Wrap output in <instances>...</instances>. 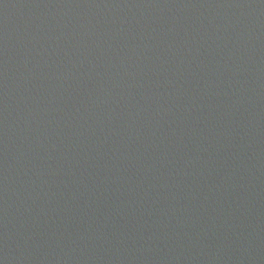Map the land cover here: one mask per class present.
I'll use <instances>...</instances> for the list:
<instances>
[{
	"label": "water",
	"instance_id": "1",
	"mask_svg": "<svg viewBox=\"0 0 264 264\" xmlns=\"http://www.w3.org/2000/svg\"><path fill=\"white\" fill-rule=\"evenodd\" d=\"M73 0H0V125L19 98Z\"/></svg>",
	"mask_w": 264,
	"mask_h": 264
}]
</instances>
